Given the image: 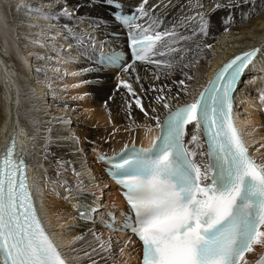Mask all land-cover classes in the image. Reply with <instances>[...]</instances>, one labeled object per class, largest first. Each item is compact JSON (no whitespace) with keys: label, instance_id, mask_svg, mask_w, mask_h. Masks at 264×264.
Listing matches in <instances>:
<instances>
[{"label":"snow or ice","instance_id":"snow-or-ice-1","mask_svg":"<svg viewBox=\"0 0 264 264\" xmlns=\"http://www.w3.org/2000/svg\"><path fill=\"white\" fill-rule=\"evenodd\" d=\"M209 4L206 8L204 0H187V12L182 3L181 14L167 23L156 10L173 7L171 0H157L151 5L149 0H140L128 13L122 0H85L84 4L72 8L65 2L58 11L55 3L47 5L48 11L23 0L15 5L37 20H88L93 29L101 28V21L107 24L104 17L93 16L91 12L76 13L84 7L109 9L112 21L127 29L132 63L115 48L103 51L107 41H101L97 49L91 33H78L75 24L64 23L60 32L74 42L68 44V49L75 45L80 55L94 65L81 68V73L113 67L131 77L136 72V62H140L153 66L157 80L171 76L177 68L184 79L172 82L182 86L175 98L165 92V88L171 92L169 85L159 88L152 85L146 90L141 84V92H155L153 103L159 106L146 108L129 79L117 75L116 87L119 89L122 85L133 98L125 100L128 119L136 123L131 114L134 101V107L155 122L158 132L148 147L125 144L111 156L92 149L97 162L107 165L104 171L119 187L126 202L127 208L121 210L120 220L103 204V189L95 176H92L96 182L90 202L79 199L87 188L82 173L74 167L71 169L73 180L57 171L59 179L47 181L54 185L51 191L63 200L78 201L72 204L76 212L72 219L92 225L66 246L58 243L56 234L46 226L37 208L36 200L43 196V188L30 180L29 165L17 153V135L13 134L0 154V264H83L85 260L89 264H121L125 249L137 242L142 253L139 264H264V163H258L250 154L234 116V94L245 70H256L254 61L262 49L253 47L232 56L214 70L206 83L191 92L186 81H192L194 76L185 71L195 69L204 50L212 48L203 41L208 36L212 13H225L221 20L227 33L234 23L235 12L239 11L241 19L247 20L258 8L255 0H209ZM260 6L264 7V0ZM29 27L36 25L29 24ZM52 27L50 24L49 28ZM50 40L54 41L55 37ZM31 43L45 46L40 40ZM52 47L55 51V46ZM63 51L61 46L58 55ZM37 59L43 57L37 56ZM76 59L69 55L66 61ZM260 71L264 72V67ZM3 72L7 90V85H14L15 81L6 66ZM255 79L252 77L248 83H254ZM140 80L137 74L136 83ZM181 92L190 98L173 103L174 99L179 101ZM259 99L264 104V90H260ZM190 125L193 131L186 142ZM146 127L150 130L153 125ZM52 132L49 127L45 150L52 142ZM20 134H24L22 129ZM72 139L79 142L74 135ZM97 224L110 234L107 238L104 232L97 231ZM115 233H131L123 242L116 239L118 253L111 235Z\"/></svg>","mask_w":264,"mask_h":264},{"label":"bare ground","instance_id":"bare-ground-1","mask_svg":"<svg viewBox=\"0 0 264 264\" xmlns=\"http://www.w3.org/2000/svg\"><path fill=\"white\" fill-rule=\"evenodd\" d=\"M18 1L21 2V0ZM122 1L124 2V11L126 13L130 12L140 2V0ZM47 2L55 3L53 0H47ZM65 2L68 7L72 8L73 5L84 4L85 0H64ZM171 2L174 5L173 7L156 10L163 15L166 23L181 14L180 5L182 3L185 5L184 12H187V0H171ZM153 3H157V0H149V5ZM204 3L206 8L210 7L209 0H204ZM255 3L258 10L253 12L247 20L241 19L239 11L234 13V23L227 33L224 32V25L221 20V17L225 13L218 11L211 14V26L208 36L203 38V41L204 43L211 44L212 48L204 50V54L195 69H185L189 75L194 76L192 81H186L190 85V92L196 89L198 85L206 83L214 70L232 55L252 46H259L262 51L254 61L257 64V68L251 74L257 72L263 73L264 79V72L260 71V68L264 67V7L260 6L261 0H255ZM8 5L0 4V61L3 62L0 65V150L9 143L15 133L17 135L18 151L25 153L29 162L30 179L43 188V196L37 197L36 201L42 212L45 224L49 227L50 231L56 234L57 241L61 245L66 246L72 242L74 236L80 235L81 232L86 231V228L92 227V225H86L84 221L80 220L81 223L74 225L71 230L68 227L58 229L56 226H61L60 220L71 223L79 219L71 218L76 216L73 207L71 206V211H73L74 216L62 205L59 196L51 191L54 185L47 181L59 179L56 176L57 171L61 172L62 177L70 181L73 180L74 177L71 169L74 167L82 173L86 188L93 186L96 181L92 180V176L96 177V180L102 186L103 192L106 193V196L102 197V202L109 207L111 203H117L121 199L115 190L114 184L106 179L100 164L96 161V152H93L92 149L95 148L97 152L109 154L134 140L149 146V142L156 135L157 129L154 126V121L148 120L139 109L134 107V102L131 114L136 123L128 119L125 100L132 99L128 96L127 90L122 85L119 89L116 88L117 75L115 73L117 69L102 68L99 71L80 72L81 68L94 67V65H91L86 58L81 56L79 50L76 56L79 58V61H67V72L73 70L75 73H79L80 83L87 81L81 86L80 94L84 100V105L88 106L89 109L85 111L73 110L70 104L57 102L59 99L54 97L55 95H51L52 88L49 85V81L44 77L39 67L40 65H38V60L35 58L39 48L33 47L34 45L30 43L31 41H28L25 33L31 29L29 27L31 20L40 23L52 22L58 30H60V26L64 23L75 25L76 23L74 21H66L63 18L59 21L37 20L34 17L28 16L24 10H15L13 7L9 8ZM61 6L56 5L55 10L58 11ZM106 9V6H100L91 10L84 7L80 9V12L76 13V15H82L85 12H91L93 16H102L107 21L106 25L101 21L103 26L99 29L90 28L88 20H84V23L86 22L85 29L76 25L75 30L78 33H91L95 37L96 47L100 46L101 41H107V45L112 44L113 46L114 44L113 39L108 34L109 26H112L113 21L106 14ZM245 10H247V6ZM68 42L74 43L70 40ZM73 48L77 47L74 45ZM4 66L7 67L11 78L15 81L14 85H7V90L3 72ZM37 68L40 69L39 72L36 71ZM153 71L154 68L151 65L136 63V72L132 73L131 77L126 76L122 72L120 74L122 78L129 79V82L133 84L136 92L143 98L142 102L146 108L149 105L154 107L159 106L153 103L155 92H141V84L146 90L152 85H155L157 88L169 85L172 89L171 92L169 93L167 88H165V92L175 98L176 93L182 86L173 84L172 82L184 79L180 75L179 68L175 69L171 76L167 78L161 76L159 80L155 79ZM137 74L141 78L140 83H136L135 81ZM246 78L242 79L243 81L246 80V83L239 88V91L241 89L242 91H238L236 97V102L240 107L237 106L238 109H236L234 116L236 117L238 126L244 133L245 141L253 152L254 158L258 163H264V148L262 149L261 145L259 146L256 143V135H258V140L261 138L264 143V120H262L261 112L264 104L260 102L258 105L259 102H257L253 106H250L254 113V119L257 122L251 119L245 120L240 115L242 114L241 107L243 105L247 107V104L245 105L243 101L244 95L247 97L248 93L260 89L261 86H264V80L258 85L259 82L257 80L254 83L247 82L250 80V75ZM245 91L247 92L246 94ZM48 97H51V100L55 101L61 112L56 111L52 108L53 106L48 105ZM109 97L112 98L109 99ZM189 98L184 97L181 92L179 101L174 99L173 103H182L185 99ZM66 107L67 109L65 110ZM239 108H241V111ZM90 112L94 113V116ZM149 114L151 115L150 108ZM65 121H70V123H65ZM78 121L84 122L87 127L81 131V134L75 135V137L79 138V142L76 143L72 139L76 127L75 125L71 126V123ZM93 123L99 124V126L93 125ZM247 123L255 125L259 130L258 133L247 130L244 125ZM150 124L153 127L148 130L146 126ZM49 127L53 129L51 134L52 142L47 144V150H45V137L48 135L47 129ZM21 129L24 132L23 135L20 134ZM192 131L193 128L190 125L188 135L186 136L187 140L191 138ZM57 133H59V138H57ZM61 163L62 167L60 166ZM103 185H107V187H103ZM58 190L62 191V189ZM79 199L80 201L90 202L87 201L86 197ZM41 203L43 205L42 208ZM96 228L97 231L104 232L106 238L110 235L99 224L96 225ZM111 235L114 250L118 253L119 245L115 241L117 238L121 241L123 237L116 233ZM88 239L91 240V237H88ZM139 255V247L129 245L125 249V255L120 258L121 264H124V261H127V264H139ZM250 258L254 259L255 257ZM83 264H89V262L85 260Z\"/></svg>","mask_w":264,"mask_h":264},{"label":"rangeland","instance_id":"rangeland-1","mask_svg":"<svg viewBox=\"0 0 264 264\" xmlns=\"http://www.w3.org/2000/svg\"><path fill=\"white\" fill-rule=\"evenodd\" d=\"M24 1L27 4H31L33 7H40L43 10H49L47 8V5L49 4L47 2V0H23V2ZM53 1H55L57 6H61L64 4V0H59V2H57V0H53ZM18 2H17V0H0V4H12V7L15 8V10H18L17 7L15 6ZM74 22L76 23V25L80 26L82 29L83 28L85 29L86 24L84 23V21L80 22L77 20ZM29 24H35L36 27H30L32 30L29 29L28 32L26 31L25 35H26L28 41L30 42V41H34V40H40L45 45L44 47H39L38 45H35L32 43V45H34L33 47L39 48V51H38V53H36L35 58H37V56L43 57V59H41V60L37 59L38 65H40L42 67V69H41V67L39 66L40 69L42 70L43 74H44V77L49 81V85L52 88L51 95H53V96L55 95L54 97H57L59 99L57 102H62V104H70L73 110L85 111V110L89 109L88 106L84 105V100L82 99L81 94H80L82 82L80 83L79 74L73 75V73H75V71H73V70H71L70 72H67L68 71V67H67L68 65H67L66 58L69 55L76 57L78 55L77 49L76 48L68 49L69 42L67 39L64 38V36L61 34L60 30H58L55 26L52 28H49L50 24L53 25L52 22L40 23V22L31 20ZM29 31H31L30 32L31 34L29 33ZM39 33H43V35H38ZM51 37H55V40L54 41L50 40ZM53 45L55 46V49H56L55 51L53 50V47H52ZM61 46H63L64 51L62 54L58 55V52H59ZM75 61H79V58H77ZM70 62H73V61H70ZM252 77L256 78L255 81L257 80L259 82L258 85L261 84L264 80L263 79V73H260V72L252 73V75H250V80H252ZM69 80H70V83H69ZM246 80H247V78H246ZM246 80H244L243 85L246 83ZM250 80H248L247 82H249ZM260 90H264V86H261L260 89H258L256 91H252V92L248 93V95H247L248 98L245 97V95H244L243 101H244L245 105L247 104V107L244 105H243V107H241L242 108V114H240V115L243 118H245V120L251 119V120L256 121L254 119L253 110L250 108V106H253L257 102H259L258 105L260 104V99H259ZM241 91H242V89H241ZM241 91H239V92H241ZM246 93L247 92L245 91V94ZM131 99L133 100L132 97H131ZM244 99H246V100H244ZM257 99H259V101H257ZM48 100H49L48 101L49 106H53L52 108H54L58 112H61V109L58 108L55 101L51 100V97H48ZM237 106H238V104H237ZM241 108H239L240 111H241ZM66 109H67V107L65 108V110ZM90 113L92 116H94V113H92V112H90ZM74 125L76 127V131H74V134H73L74 136L76 134H81V131L87 127V125L81 121L72 122L71 126H74ZM93 125L99 126V124H96V123L95 124L93 123ZM244 125L247 128V130L254 131L255 133H258V131H259L257 129V127L255 125H252L251 123H247ZM261 135H263V133H261ZM256 138H257L256 143L259 146L262 144L264 145L261 138H259V140H258V135H256ZM263 148L264 147H262V149ZM263 151H264V149H263ZM93 190L94 189L92 186L90 188H87V191H85L83 196L80 198L86 197L87 201H91V199H92L91 192ZM60 192L62 193V191H60ZM46 196H47V194H46ZM103 196H106L105 192H103ZM59 198L61 200L62 205L67 209V211L71 215L74 216L73 211H71V206L73 203H76V201L74 200L72 202H68V201L63 200L60 196H59ZM104 199H106V198H104ZM59 222H61L62 224L60 223L61 226H59V225L56 226L58 229L61 227L62 228L68 227L69 230H71V228L74 225L81 223L80 220L75 221V222H71V223H67L64 220H60Z\"/></svg>","mask_w":264,"mask_h":264}]
</instances>
